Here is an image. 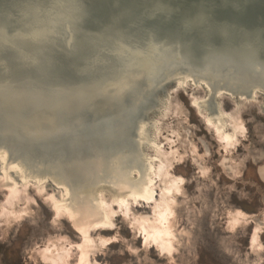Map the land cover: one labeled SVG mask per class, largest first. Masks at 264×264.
<instances>
[{
    "label": "bare ground",
    "instance_id": "6f19581e",
    "mask_svg": "<svg viewBox=\"0 0 264 264\" xmlns=\"http://www.w3.org/2000/svg\"><path fill=\"white\" fill-rule=\"evenodd\" d=\"M77 1L80 2L79 0ZM81 1L84 3L83 7L85 12L83 27L96 34L106 33L118 37L121 36L122 33H126L137 39H144L150 34L156 39H165L171 42L180 41L185 44V52L191 57L194 63H200L202 61L204 52L208 47L214 50L242 54L244 52L243 46L248 44L257 51L259 57L264 58V0ZM54 2V0H38L34 5L27 6L28 4L23 5L28 3L27 0H0V27H5L7 29L19 28L23 30L25 35L27 34L26 32H28V26L37 24V22H31L34 20H31L34 10L43 9L53 5ZM16 9L20 11L24 10L22 14L26 16V13H28L30 17L28 19L18 18V20L10 22L8 15ZM154 12L157 13L155 14ZM63 13H66V10H64ZM42 25L43 23L37 24L36 27H43ZM203 26H206L208 31H206ZM187 28L189 31H187ZM28 39L29 38H23L22 40L28 42ZM22 40H14L13 46H11L12 49H22V53L33 51L31 46H24L23 44L27 43L21 42ZM80 40L84 42L85 38L81 37ZM22 45L23 48L21 47ZM9 47L3 48L6 51L0 54V60H2L1 66H5L8 70L10 69L13 72V76H4L0 74V87L8 86L7 83L9 81L19 82L17 76L28 73L25 72L18 63L16 52L7 49ZM88 53L89 51L83 48L80 55L86 56ZM59 61L62 65L69 63H73L74 66L77 65V60L73 57L61 58ZM100 74L101 73H98L96 80L93 81V86H89L88 83H86L89 88V90L87 89L84 91L86 96L94 89L105 88V84L102 82L104 80L105 82L111 81L112 84L117 83L118 80H122V82L126 83L125 86L130 83L128 80L131 73L124 72L118 65L112 68L106 67L105 72ZM49 75H51V77L49 76V79L52 80L51 82L55 83L68 82L74 85L79 79L69 70H65L64 72H51ZM174 76V84L169 88L171 90L183 88L184 85H188L187 82L190 83L191 81H195L191 87L193 91L196 90L198 92V97L190 95V106L194 108L195 112L204 121V126L206 127L204 131L206 133L207 131L209 133L211 132L212 135H215L216 138L221 141V145L225 151L231 148L229 147L231 138L229 135H219L218 133L220 130L218 129L220 127L218 128V126H215L218 123V119L215 118V113L221 107L219 106L220 104L217 97L222 94L220 98H229L231 102L241 100L246 103H254L253 109L256 110V113L257 110L261 109V107L258 108L259 102L256 103L257 97L261 95L260 97L263 98L264 102V93L259 94V90L261 89L258 85L253 86L251 90H249V87L246 86L241 88L226 83L228 84L227 87L217 86L215 88L214 98L217 103V111L211 112L209 98L206 99L207 94L211 92V88L204 78L195 79L191 72H178ZM102 84L103 86L101 87ZM203 84L208 89H206ZM224 84L225 83L221 85ZM248 84L253 83L249 82ZM74 88L75 87L69 88L70 92L64 99L48 95L43 96L41 102L42 107L33 112H29L28 117L23 120L12 112L18 103L17 95L12 92L0 91V118L3 119L0 128L8 130L10 133H16L15 135L22 136V131L32 132L47 125L45 121H50V119L47 120L51 118L50 116H52L53 119V121L50 122L56 125L57 120H55L54 117V112L56 113L54 110L55 104L61 105V112H63L60 118L63 119V125L60 120H58V125L60 124L62 127L68 126L71 124L70 115L77 110L78 105L72 93ZM231 91L237 92L238 94L234 95ZM247 91H249V94H246ZM171 92L172 91H170V93ZM104 95L105 97L93 102L95 107L92 113H94V115H91L89 120L87 119L89 122L87 126L90 127H85V130L80 133V136L72 137V135L68 134L69 136L64 137L61 135L60 137L63 136L62 138L49 140L47 141L48 143L46 142L42 145H24L21 151L15 153L16 156L29 155L34 158H40L42 161H46L49 164H54L56 169L53 168L56 172L53 170L40 169L32 173L30 170H27L22 162L10 158L6 148L0 147V190L5 194V204L0 207V217L4 216L6 217L4 221L7 220L12 224L16 223L14 231L18 229L25 221H20L22 218V211L14 210L13 202L14 200L21 201L23 199V201H28L29 198L28 194L24 195V190L20 188V186L26 188L30 184L38 194H41L42 189L45 188L43 184L50 181L57 187L58 193L57 195L50 193L43 197L46 205L53 215L69 222L71 229L79 236V242L67 244L62 241L61 244L58 245H61V247H57L54 250H52L54 248L53 246L51 250L49 247H46L40 254L45 264H97L89 261V256L93 252L95 243L89 233L91 230H103L109 227V216H111V214L108 216L107 213H105V206L107 204H116L121 210L127 211L131 203H151V200H154L153 195L155 193L153 194L154 190H151L150 187L151 182L149 183L148 181V175L151 170L150 162L152 161L149 160L146 150L148 147H152L154 139H152L151 142V136L157 123L156 118L164 113V109L168 105V90H165L158 97L160 104L156 108L159 109V107H161V109H159L157 115H149L147 118L143 114L140 115V125L146 130L145 135L140 138L144 146L141 154H137L134 144L132 143V141H134L135 131V120L133 117L125 118L124 120L126 122L121 126L117 124L118 126L114 127V129L111 124L102 122V116H99L97 112H105L107 116L111 117V120L115 121H119L123 117L118 114V109L110 103L107 95ZM137 96L136 94L128 95L124 98L123 104L132 103V99L138 98ZM56 101H58V103H56ZM260 105L263 106L264 103ZM203 110H206L205 114H202ZM261 110L260 115L264 117ZM3 112L10 116L7 117L3 115ZM226 113L227 112H225V115H227ZM226 124H228L227 121ZM232 126L238 127L235 125ZM214 127H216V129ZM239 128L240 127H238L237 130L241 129ZM234 135H236V132ZM233 141L236 140L234 139ZM12 143L14 144L15 142ZM152 149L154 150L155 148ZM123 151L128 153L129 158H123L124 153H121ZM27 152H30V154ZM153 158L155 157L153 156ZM261 158L262 161L259 167L256 168V175L264 183V153L261 154ZM113 161L115 162L114 166L112 165ZM167 161L165 160V163H167ZM154 166L156 167V165ZM161 166L165 168L164 165ZM161 166H157V172L163 169L160 168L159 170ZM197 169H199V178L211 179V175L205 166L202 167L201 165H197ZM163 170L159 173L161 174V178L162 173L166 172ZM238 170V168H234L233 173L235 174ZM132 171L136 172L138 177L136 178L137 180H134L135 178L133 179L134 181L130 179V173ZM239 172H241V170L238 171L237 174H239ZM151 175V177L154 176V174ZM164 176L167 177V175ZM155 177L157 176L155 175ZM166 177H164V180ZM227 179L230 180L229 178ZM166 181V184H164L165 193L166 190L168 192H171L173 189L180 190V185L184 184L183 178L179 176L167 178ZM76 191L80 192L79 198L75 195ZM21 193L24 195L23 198L20 197L21 195L19 196ZM104 196L108 197L107 201L104 199ZM169 196L171 198V195ZM169 196L167 195L166 198ZM166 198L162 197L158 201H153L152 209L154 219L148 220L150 215L141 214L135 219L137 224V231H135V233H139L140 236H142V238H140L143 247L146 251L148 250V252L150 248L154 249L159 257H166L172 254L175 247L173 244L174 241L181 246L192 245L194 241L193 230L189 228L190 224L187 225L188 228L182 227L183 223L181 224L180 217L178 216L179 214L177 215L176 211H174L173 207L170 205L169 198ZM193 205L198 206V203L194 202ZM183 211L185 212L186 210ZM113 212L111 213L113 214ZM235 212L237 213V211ZM240 213H242V211ZM207 216L209 221L211 212L207 213ZM185 217L183 219H185ZM229 217V220H232V227L235 230L240 218L243 217L238 218L235 215ZM185 223L187 224V222ZM240 223H242V221ZM257 229H255V231L253 230L254 232L251 235L250 243L251 246H253V252L258 255L257 257L263 259L264 246L261 242L262 237ZM111 238L112 237L100 236L99 245L104 246ZM73 248L76 250V253H73Z\"/></svg>",
    "mask_w": 264,
    "mask_h": 264
},
{
    "label": "rangeland",
    "instance_id": "374dc122",
    "mask_svg": "<svg viewBox=\"0 0 264 264\" xmlns=\"http://www.w3.org/2000/svg\"><path fill=\"white\" fill-rule=\"evenodd\" d=\"M191 82L195 83V81ZM187 83L190 86L184 85V89L182 87L177 90L169 89L174 83L166 87L169 96L168 105L164 113L156 118L157 123L151 136V142L152 139L155 141L153 140L152 147L146 150L149 160L153 162V164L150 162L148 181L151 182L153 194L155 193L154 200H151V203H131L127 211L121 210L116 204H107L104 209L108 216L111 214L109 227L103 230H91L89 233L95 242L93 252L89 256L90 262L97 264H264V255L263 259L257 257L250 243L251 235L258 228L257 231L262 237L261 242L264 246V183L256 175V168L262 161L261 154L264 153V117L260 115L261 109L264 115V105H260L264 103L263 98L260 97L261 95L257 97L256 103L259 102L257 107L261 109L256 113L253 109L254 103L241 100L231 102L229 98H220L222 94L217 95L219 106L223 111L220 107L215 113V118L218 119L215 126L220 127L219 135H229L231 138L229 144L231 148L225 151L221 141L215 135L204 131L206 130L204 121L190 106V95L196 97L198 92L193 91L191 87L193 84ZM169 90L172 92L170 93ZM159 109L156 108L151 116L157 115ZM205 111L203 110L202 114H205ZM232 125L241 129L237 130L238 127ZM235 132L236 135H234ZM160 164L164 167L167 165L163 168ZM158 165L161 166L159 170L165 169H161L160 172L166 171L162 173V178L160 172H157ZM197 165L205 166L211 179L199 178ZM234 168H238L241 172L237 174V171L234 174ZM151 174H154V178ZM163 176L166 177L165 180ZM173 176L182 177L184 184L180 185V190L173 189L174 191L171 192L166 190L165 193L164 184L168 181L166 179ZM136 178H138L136 172L132 171L130 179L134 181L137 180ZM43 185L45 188L42 189L41 194H38L30 184L26 188L20 186L24 190V195L28 194L29 198L28 201L23 199L13 202L14 210L22 211L20 221H25L18 229L14 231L16 223L12 224L7 220L4 221L6 217H0V264H45L40 254L46 247L50 250L54 247L52 249L54 250L61 247L58 245L62 241L67 244L79 242V236L71 229L69 222L53 215L44 201L43 197L47 194L57 195V187L50 181ZM166 194L171 195V198L170 196L169 199L166 198ZM24 195L19 194L22 198ZM75 195L79 198L80 192L76 191ZM162 197L168 199L174 211L177 215L179 214L181 224L183 223L182 227L188 228L187 225L190 224L189 228L194 233V244L181 246L174 241L175 247L172 254L166 257L157 256L151 248L149 252L146 251L141 242L142 236L135 233L137 231L136 217L141 214L150 215L148 220L154 219L152 203ZM104 199L107 201L108 197L104 196ZM194 202H197L198 206H194ZM4 204L5 194L0 190V207ZM209 212L211 217L208 221L207 213ZM232 215L238 218L243 217L240 218L235 230L232 227V220H229V216L232 217ZM184 217L186 220L183 219ZM241 224L243 228L246 227L245 230ZM100 236L112 238L104 246H100ZM74 252L76 253V250Z\"/></svg>",
    "mask_w": 264,
    "mask_h": 264
},
{
    "label": "water",
    "instance_id": "95a60500",
    "mask_svg": "<svg viewBox=\"0 0 264 264\" xmlns=\"http://www.w3.org/2000/svg\"><path fill=\"white\" fill-rule=\"evenodd\" d=\"M36 1L38 0H27L28 3L23 5L31 6ZM54 1L53 5L34 10L33 18H31L34 20L31 22L43 23V27H36L37 24L28 26L29 29L25 35L23 30L19 28L0 27V54L6 51L3 49L4 47L10 46L7 49L16 52L18 63L25 72H28L17 76L19 82L9 81L8 86L0 87L2 92H12L17 95L18 103L12 111L15 113L14 115L19 116L22 120L26 119L29 112L42 107L43 96L48 95L64 99L70 92L69 88L75 87L72 93L78 105L77 110L70 115L71 124L68 126L58 125V120L63 125V119H60L63 112H61L62 106L55 104L56 113L54 112L55 116L52 115L57 120L56 125L50 122L53 121L52 116H50L51 118L47 119L50 121H45L47 125L32 132L22 131V136L0 128V147L6 148L10 158L22 162L27 170L32 173L40 169L56 172V167L40 158L29 155L16 156L15 153L21 151L24 145L38 146L63 136H80L85 127H90L87 126L89 123L87 119L89 120L91 115H94L92 113L95 107L93 102L105 97L104 94L107 95L110 103L118 109V114L123 117L116 122L111 120V117L107 116L105 112L100 111L97 114L102 116L103 123L111 124L113 129L118 126L117 124L123 125L126 122L125 118L133 117L135 131L132 143L137 154H141L144 146L140 138L145 135L146 130L140 125V115L143 114L147 118L154 114V110L160 104L159 95L166 90L168 84L174 83V75L178 72H191L195 79L204 78L207 81L211 92L207 94L206 98H209L211 112L217 111V103L214 98L217 86L227 87L230 84L241 88L246 86L251 90L253 86L258 85L261 89L259 92L264 93V58L259 57L257 51L249 44L243 46L244 52L242 54L214 50L208 47L204 52L202 61L194 63L185 52L186 46L183 42L156 39L150 34L144 39H137L126 33H122L118 37L106 33L96 34L83 27L85 12L84 3L81 0H79L80 2L77 0ZM64 10L66 13H63ZM23 11L13 10L8 15L10 22L18 20V18L28 19L30 15L26 13L27 15L24 16ZM203 27L208 31L206 26ZM187 31H189L188 28ZM81 37L85 38L84 42L80 40ZM23 38H29L28 42L22 40ZM16 39L27 43L23 45L31 46L33 51L22 53V49H12L11 46ZM83 48L89 51L88 55H80ZM67 57L75 58L77 65L74 66L73 63L62 65L59 60ZM1 61L0 74L13 76L10 69L1 66ZM115 65L120 66L124 72L131 73L128 80L130 83L127 81L129 84L125 86L126 83L122 80H118L115 84L104 80L102 82H104L105 88L102 87V84V88L94 89L86 96L84 91L89 90L86 83L93 86V81L96 80L98 73L103 74L106 67L112 68ZM65 70L72 71L79 78L74 85L68 82H51L52 80L49 79L51 72H64ZM246 81L253 84H248ZM223 83L228 84L221 85ZM190 84L193 83L190 82ZM204 87L208 89L205 85ZM231 92L234 95L238 94L234 91ZM130 94H136L138 98H133V102L130 104H123L124 98ZM246 94H249V91ZM2 114L7 117L10 116L4 112ZM2 122L3 119L0 118V126ZM61 135L63 136L60 137ZM27 153L30 154V152ZM121 153H124L123 158H129L126 151ZM114 163L113 161V166Z\"/></svg>",
    "mask_w": 264,
    "mask_h": 264
}]
</instances>
